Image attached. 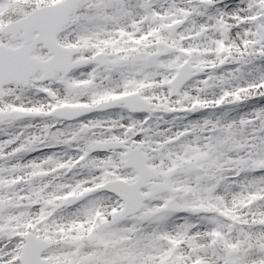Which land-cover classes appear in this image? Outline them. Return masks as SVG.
I'll list each match as a JSON object with an SVG mask.
<instances>
[{
    "label": "snow or ice",
    "instance_id": "obj_1",
    "mask_svg": "<svg viewBox=\"0 0 264 264\" xmlns=\"http://www.w3.org/2000/svg\"><path fill=\"white\" fill-rule=\"evenodd\" d=\"M0 264H264V0H0Z\"/></svg>",
    "mask_w": 264,
    "mask_h": 264
}]
</instances>
